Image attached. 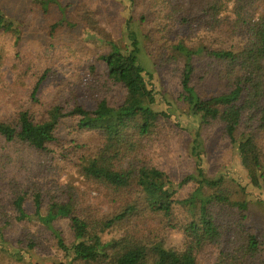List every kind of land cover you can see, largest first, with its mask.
<instances>
[{"label": "trees", "instance_id": "obj_1", "mask_svg": "<svg viewBox=\"0 0 264 264\" xmlns=\"http://www.w3.org/2000/svg\"><path fill=\"white\" fill-rule=\"evenodd\" d=\"M127 1L126 44L120 47L100 40L107 52L99 53L95 62L103 66V71L99 73L93 63L87 67L89 76H99L91 105L70 103L68 97L54 101L38 115L35 108L42 106L38 95L49 71L33 74L25 68L17 74L21 78L32 75L34 80L27 88L26 104L17 99L11 114L0 119L1 138L41 152H47L48 145L56 141L55 133L63 120L73 122L72 134L97 132L99 144L79 157L78 172L88 187L104 191L110 212L101 213L90 205L79 188L61 186L49 198L43 213V192L35 190L31 194L32 215L24 208L27 194H16L12 202L16 220H37L70 262L264 264L261 245L245 224L247 202L231 200L223 178L204 176L196 137L190 151L196 174L173 182L150 160V146L171 119L165 111L154 109L156 96L139 62L141 50L155 66L166 50L171 60L182 61L178 102L187 105L202 125L215 120L222 123L249 184L260 188L264 183V153L251 130L237 131L242 124L247 128L254 122L258 132L264 130V0H143V11L136 22L132 12L141 0ZM39 4L46 7L49 3ZM134 24H146L148 31L140 32L139 37ZM0 28L13 29L1 11ZM201 58L221 69L217 75H212L215 73L209 68L203 71L223 88L209 98H203L197 90L202 81L197 77ZM117 87L125 95L119 105L112 106L107 92ZM86 89L84 85L82 90ZM70 145L84 150L74 140ZM190 183L195 188L178 199L179 191ZM204 189L211 194L204 195ZM179 209L190 219L180 220L176 213ZM144 210L159 214L166 227L182 233L181 250L165 248L149 241V236H137L134 224ZM58 220L68 221L72 243L66 244L55 227ZM115 227L122 235L103 242L102 235ZM30 243L33 248L34 240Z\"/></svg>", "mask_w": 264, "mask_h": 264}, {"label": "rangeland", "instance_id": "obj_2", "mask_svg": "<svg viewBox=\"0 0 264 264\" xmlns=\"http://www.w3.org/2000/svg\"><path fill=\"white\" fill-rule=\"evenodd\" d=\"M39 3L49 4L44 7ZM128 3L127 0H0L1 13L13 24V29L8 31L0 28V119L11 114L17 99H21L20 104H26L27 88L34 80L32 75L21 78L17 74L25 68L33 74L49 71L38 95L42 103L35 108L38 115L54 101L68 97L70 103L79 101L91 105L99 87V76L95 79L89 76L87 67L93 63L99 73L103 71V66L95 62L99 53L107 52L100 40L114 42L120 47L126 44L124 24L130 13ZM136 3L132 12L135 22L143 11V0ZM133 28L139 37L140 32L148 31L146 24H134ZM142 42L146 45L145 40ZM146 54L141 50L139 62L156 96L154 109L165 111L171 119L163 124L150 146V160L173 182H180L196 174L195 159L190 152L196 137L204 176L223 178L231 200L247 202L245 224L257 237L264 259V183L260 188L249 184L222 123L215 120L202 125L198 117L190 114L187 105L178 102L182 61L171 60V53L166 50L160 64L155 66ZM199 65L197 77L202 81L197 90L200 95L209 98L220 93L223 88L218 81L209 77L210 74H203L209 68L215 73L212 75H217L221 70L219 65L211 66L213 63L207 58H201ZM84 85L86 90H82ZM107 93L112 106L119 105L125 95L118 87ZM72 126L73 122L68 119L60 122L56 141L48 145L47 152L33 150L23 143L6 142L0 137V264H83L65 258L37 220L17 221L12 204L16 194H27L24 208L32 215L31 194L39 190L43 192V213L49 198L56 195V188L75 186L84 192L90 205L101 213L110 212L104 191L88 187L78 172L79 157L95 149L99 134H72ZM256 126V122L247 128L242 124L237 133L251 130L264 153V130L258 132ZM71 140L84 150L73 149ZM195 186L188 184L179 191L177 198H185ZM211 192L203 190L204 195ZM176 213L180 220L190 219L188 214L180 213V209ZM55 227L61 231L66 244L72 243L67 220H58ZM134 228L138 237L149 236V241L165 248L181 250L183 247L182 233L166 227L159 214L142 211ZM121 235V230L115 227L102 235V241L116 240ZM30 239L35 242L33 248H30Z\"/></svg>", "mask_w": 264, "mask_h": 264}]
</instances>
